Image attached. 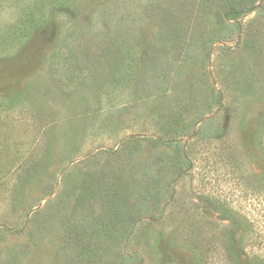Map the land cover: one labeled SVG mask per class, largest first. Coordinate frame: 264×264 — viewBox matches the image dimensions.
Instances as JSON below:
<instances>
[{
  "label": "rangeland",
  "instance_id": "rangeland-1",
  "mask_svg": "<svg viewBox=\"0 0 264 264\" xmlns=\"http://www.w3.org/2000/svg\"><path fill=\"white\" fill-rule=\"evenodd\" d=\"M168 4L0 0V264H264V9L218 0L166 57L139 14ZM117 18V55L71 49Z\"/></svg>",
  "mask_w": 264,
  "mask_h": 264
},
{
  "label": "trees",
  "instance_id": "trees-1",
  "mask_svg": "<svg viewBox=\"0 0 264 264\" xmlns=\"http://www.w3.org/2000/svg\"><path fill=\"white\" fill-rule=\"evenodd\" d=\"M174 1L179 4V8L178 7L177 9L174 8L173 6V4L175 3ZM217 1L218 0H182V1L173 0V4L171 7L169 6V4L167 5V7H162L160 5H157V6L154 5L153 10L156 9L158 11L157 15L152 14L151 9L149 7L143 8L139 14L140 20L142 21V19L144 18H146L145 20L155 19L160 24V32H162V35L160 36L163 39L160 41V43L162 44H159V46L163 47V50L161 51L163 56H166V57L171 56L172 54L171 52H173L175 47L177 46H178V50L176 51V53L178 55L182 52L183 47H184V50L182 53L187 55L190 53L192 49L196 48L200 44L199 43L200 41L198 39L193 38L194 34L192 31L195 29V27H197L198 29L200 25L202 28L204 27V24H203L205 23L203 22L204 16L216 15L213 9V5L217 7V4H216ZM246 1L249 4L246 8L236 9L231 6L225 11L226 16L228 15L234 16L235 14H239L243 11L251 12V11H255L259 9H264V4H257L256 0H246ZM193 13H195L193 16V20H192L194 23L193 30L191 29L190 36L188 37L189 39H187L185 43V39L188 36V28H189V24L191 22L190 20L192 18ZM117 20H118V23H117L118 26L109 25L105 29H101V34L99 32L92 34L93 36L91 35V38H88L90 36L89 34L87 38H84L83 36L84 34L76 35V39H72V42L70 43V47H72L71 49L78 48V51L73 50V51H77L76 55L80 54L79 52H85L84 55H92V57L94 56L97 57L105 53H111L113 55L114 54L117 55L118 47L120 45V39L127 38L129 35L128 36L126 35L131 33V29H127L123 26L124 24L123 21L119 20V18H117ZM198 33L200 34V37H203V38L206 37V35H203V31L199 30ZM66 35L67 33L65 34V36ZM95 37L101 38L100 42H98L97 45L94 44L95 47L91 48L90 44L93 45L92 43H94L95 40H98ZM99 44H101L102 46H100ZM137 52H138L137 50L131 47L127 51V54H125V56H128L130 59H132L133 56L137 54ZM141 52H146V51L140 50L138 53L141 54ZM159 52L160 51L157 50L156 54H159ZM138 61H139V64L128 63V66H131L134 69V71L142 70V69L143 70L153 69L156 71L153 76L160 77L158 80H154L153 82L159 84L162 80H164L165 75L167 74L166 70L168 69H166V67L163 66L162 63H160L161 65L155 66L152 63V61L149 62L148 60H145V58L143 57L141 58V56H139ZM198 129L200 128L197 127L196 129H194V131L190 129V130L182 131L181 133L183 134L186 132L184 135H189V134L194 135L199 131ZM174 141L175 139H172L170 137L166 139L157 137L155 139V142L157 144H162V145L163 144L172 145ZM157 188H160V187H157ZM159 190L162 191V188ZM159 190L157 191V193H159ZM245 239L247 238L245 237ZM245 243H246V240H245ZM226 253L231 263L246 264L245 262H241L239 260V258L237 257V254L234 252L231 246L229 247V245H227L226 247ZM11 258L14 259V256L11 255ZM14 260L9 259L8 264H14ZM260 261H263V260H260Z\"/></svg>",
  "mask_w": 264,
  "mask_h": 264
}]
</instances>
